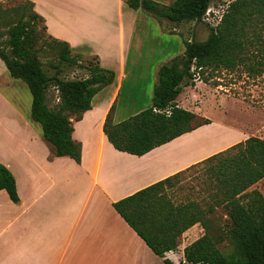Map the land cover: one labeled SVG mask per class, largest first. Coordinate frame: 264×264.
I'll return each instance as SVG.
<instances>
[{
  "label": "trees",
  "instance_id": "trees-1",
  "mask_svg": "<svg viewBox=\"0 0 264 264\" xmlns=\"http://www.w3.org/2000/svg\"><path fill=\"white\" fill-rule=\"evenodd\" d=\"M211 1L173 0L163 5L153 0H126V4L180 23L200 22ZM33 6L25 0L13 8V19L0 9V24L5 25L0 30V59L12 78L27 85L32 96L31 118L41 125L53 155L69 156L79 163L82 147L72 138L70 117L81 119L91 108L94 95L113 83L115 73L101 67L98 57L93 56L79 66L87 70L86 77H61V66L77 65L79 56L66 41L45 32L44 19ZM38 23H42L48 39L42 43ZM43 45L55 57V62H49L52 74L46 72L40 59ZM222 70H239L249 77L264 75V0L231 1L205 39L184 41L183 53L159 67L151 106L114 122L112 105L103 123L107 140L119 151L141 156L211 123L208 118L196 121V114L180 106L177 98L183 87L194 85L197 79L208 82ZM49 85L54 86L58 97L52 106L48 104ZM193 168L203 169L210 185L207 197L175 203L167 189ZM263 178L264 139L250 136L112 205L165 264H264V195L251 188ZM0 190H5L13 202L19 200L15 178L1 162ZM219 207L224 211L223 223L217 220ZM196 223L204 232L183 248L182 260L175 263L167 258L166 252L178 250L183 232ZM226 240L232 245H221Z\"/></svg>",
  "mask_w": 264,
  "mask_h": 264
},
{
  "label": "crops",
  "instance_id": "crops-1",
  "mask_svg": "<svg viewBox=\"0 0 264 264\" xmlns=\"http://www.w3.org/2000/svg\"><path fill=\"white\" fill-rule=\"evenodd\" d=\"M29 1L43 17L48 35L66 41L72 52L97 56L115 79L100 90L111 87L106 97L95 101L94 95L81 119L70 117L72 138L82 147L79 163L54 156L52 146L21 116L19 99L0 92L1 105L19 120L18 138L0 158L13 174L19 196L13 202L0 190V264H152L156 254L112 204L227 148V143L181 146L200 126L141 156L115 149L103 123L118 100L130 53L134 50V69L150 66L154 83L159 67L176 56L161 44L144 47L148 21L161 22L159 33L171 34L162 23L165 18L141 14V7L132 8L126 0ZM0 78L3 87L8 85L3 74ZM203 232L199 223L192 225L181 236L184 243L166 257L181 261L183 248Z\"/></svg>",
  "mask_w": 264,
  "mask_h": 264
},
{
  "label": "rangeland",
  "instance_id": "rangeland-1",
  "mask_svg": "<svg viewBox=\"0 0 264 264\" xmlns=\"http://www.w3.org/2000/svg\"><path fill=\"white\" fill-rule=\"evenodd\" d=\"M24 1L0 0V9H5V16L8 19H13L15 18L13 8L19 4H23ZM172 1L160 0V2H156L168 5ZM223 1L225 0H212L209 7V15L200 22L183 21L176 23L165 18V21L162 23L165 27H168L170 35L159 33L161 32V22L148 21L147 25L150 27H148L147 34L143 36L145 49L149 50L157 43L163 45L166 48V52L171 51L174 55H181L183 53L184 41L191 39L202 40L207 37L211 27L210 24L215 25L210 14L218 8L221 9L220 5ZM140 12L141 14L152 15L143 8L140 9ZM221 13L222 11L218 13V16ZM4 26V24H0V30H4ZM37 29L42 37L40 43L43 40H48L42 28V23H38ZM42 48L43 51L40 54V59L43 62V67L48 74H52L54 73V69L49 66V62H55V57L47 45H43ZM72 53L79 56L77 65H62L63 71L60 76L65 79L86 77L87 70L79 66L85 65L93 56H88L87 53ZM148 57H151V55H144V58ZM0 64V74H3V78L8 80V85L3 87L5 81L0 78V92L11 99H19V112L21 116L32 129H35L38 134L42 135L41 125L34 121L30 115L32 96L27 85L19 79L12 78L1 60ZM142 69L143 67L134 69V50H132L125 74L122 77L119 97L113 110L116 122L128 118L139 109L151 106L153 88L156 82H153V72L150 70V66H145V69ZM214 81L217 82V85L214 84ZM110 90L111 87H107L103 91L98 92L94 100L97 101L99 98L106 97ZM47 95L49 106L57 102V91L53 85H49ZM177 103L193 111L197 116L196 121H200L203 118H208L211 121V123L202 125L199 130L181 141V146L195 145L198 142H211L216 146L227 143V147H229L250 136L264 139V75L249 77L245 72H239V70L237 72L222 70L219 74L209 79L208 82L197 79L194 81V85L183 87L177 98ZM18 125L19 120L12 116L0 103V158L6 156L8 149L14 145L15 140L18 138V134L15 132ZM215 145H211V147ZM203 149L209 148L204 146ZM115 160L130 162L125 159ZM206 181L203 169L193 168L182 175L175 185L167 189V194L171 196L175 203L188 200L200 201L202 198L207 197L210 185H207L208 181ZM251 188H256L264 195V178ZM216 216L217 220L221 223L225 221L222 208H217ZM183 243L184 240H181L180 245ZM227 243L230 246L232 245L227 240L221 245L229 246ZM152 264L165 263L161 257L154 255Z\"/></svg>",
  "mask_w": 264,
  "mask_h": 264
},
{
  "label": "built area",
  "instance_id": "built-area-1",
  "mask_svg": "<svg viewBox=\"0 0 264 264\" xmlns=\"http://www.w3.org/2000/svg\"><path fill=\"white\" fill-rule=\"evenodd\" d=\"M231 1H233V0H225V1H223L222 4L220 5L221 6V9L218 8V9L214 10V12H211L210 15L212 16V21L215 22V25H211L210 22H209V24H210L211 27H215L220 22V20H221V18L223 16V13H224V11H225V9L227 7V5ZM209 7H210V5H209ZM209 7L207 8V10H206L205 14L203 15L202 19H205L209 15V13H210ZM220 11H222V13L220 14V16H218V13Z\"/></svg>",
  "mask_w": 264,
  "mask_h": 264
}]
</instances>
